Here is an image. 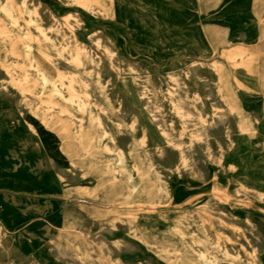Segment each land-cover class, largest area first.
Wrapping results in <instances>:
<instances>
[{"label":"rangeland","instance_id":"obj_1","mask_svg":"<svg viewBox=\"0 0 264 264\" xmlns=\"http://www.w3.org/2000/svg\"><path fill=\"white\" fill-rule=\"evenodd\" d=\"M0 1V264H264V0H44L89 23L81 77L62 28L28 70ZM186 12L204 57L166 24Z\"/></svg>","mask_w":264,"mask_h":264},{"label":"bare ground","instance_id":"obj_2","mask_svg":"<svg viewBox=\"0 0 264 264\" xmlns=\"http://www.w3.org/2000/svg\"><path fill=\"white\" fill-rule=\"evenodd\" d=\"M47 1L50 2L51 0H47ZM177 1H181V2H184V3L189 2V0H177ZM44 3H45L44 0H23L21 2V4L12 3L10 1L3 2V5H5V6L7 4H9V5H12V6L14 5L18 9H20L21 19H20L19 22H16L15 25L21 27V29L23 30L24 33H23V35H21L19 33L15 34V35L12 34V33H8V35L10 37H12V38H15V39H23V38H25L27 40V41H24L25 48H24L23 57H22L23 61L26 63L27 69L32 71L38 77L41 76V75H44V74L47 75V72H48V69H49L48 66L52 67L53 65L48 63V62L44 63V61H43V63L40 64L39 62H37L32 57L31 52H32V49H33V45H31L30 41H31V39L37 41L38 43H40L41 41H44L46 43V45L48 46V45H50L52 43V39H53L52 36H51V33H58L59 30L62 28V29H65V30L68 31L69 40L70 41H69V45L62 46L61 50L55 49V50H57V55L58 56L59 55L60 56H64L68 52L67 56H68V59L71 61V65L74 68H76L80 73H82V74H80V77L81 76H85L86 75V71H85L86 64L88 62H93L92 51H91L90 46L88 45L89 44V38L87 36V34L89 33V30H90V27L88 25L89 23H87L85 21L84 25L82 27V26H80V21L83 18L80 15H78L77 13H75L73 11H68L65 8H61L58 5H55L56 3H51V4H49L48 2H47L48 4L47 3L44 4ZM28 4H29V6H28ZM45 15L48 16L51 19V22H52L51 25L43 26V23H44L43 21H44V16ZM126 15H127L126 11L123 8L118 7L115 10V12H114V16L113 17H114L115 21L124 22V20L126 19ZM80 17L82 18L81 20H80ZM191 20H192L191 16L189 15L188 12H186V14L185 13L184 14H178V15L172 17L171 19H168L166 21V24L168 26L175 25V26H177L179 28H183V27H186V26H188L190 28V30H189V32L187 34H183V35L181 34L180 35V38H181V41H182V48H181L179 53H182L185 56L194 55L196 57H204V56H206L205 48H204V41H203L201 35H198V36L195 35L194 32H195L196 28L191 23L190 24L188 23ZM22 21H25V22L27 21L30 24H33L36 27L38 32L36 34H33V33L28 32V30H25V28L22 26L23 25ZM10 23H12V22H10ZM0 24L2 26H5L4 25V21L1 18H0ZM134 29H135V32L138 34L140 39H143L145 37V30L143 28H134ZM95 44L100 46L102 44V40L101 39H96L95 40ZM67 50H69V51H67ZM58 74L60 75V77L64 76V74L60 73V70H59ZM94 78H95V81L97 83H104L105 82V84H106V82L109 81L107 77L105 78L104 76H102L98 72L96 74V77H94ZM89 85H90L89 81H84L83 80L82 85L80 84V88L83 89V93H78V91H74L73 90L74 91L73 94L75 96H78V99H80V100H82V98L86 99L87 95L90 94V92H89L90 86ZM127 90H128V93H129V99H132L133 96H132V92L129 89V87H127ZM30 117H31V115H30ZM23 118H24V115H23ZM97 121L100 123V121H101L100 118H97ZM110 150L113 152L112 154H115L116 150H115L114 147H111ZM49 168H52V167H49ZM59 173H60V171H59ZM6 182H7L9 187L17 188V186L20 183V179H19V177L9 178V179H7ZM113 251H115V250H113ZM134 251H136V250H134ZM123 253H125V252H123ZM140 254H141V252H140Z\"/></svg>","mask_w":264,"mask_h":264}]
</instances>
